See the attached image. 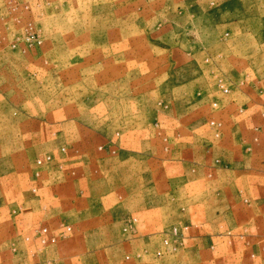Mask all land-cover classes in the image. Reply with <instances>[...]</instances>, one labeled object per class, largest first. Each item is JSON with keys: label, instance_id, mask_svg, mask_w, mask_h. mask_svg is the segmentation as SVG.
Here are the masks:
<instances>
[{"label": "rangeland", "instance_id": "obj_1", "mask_svg": "<svg viewBox=\"0 0 264 264\" xmlns=\"http://www.w3.org/2000/svg\"><path fill=\"white\" fill-rule=\"evenodd\" d=\"M79 254L264 264V0H0V264Z\"/></svg>", "mask_w": 264, "mask_h": 264}, {"label": "crops", "instance_id": "obj_2", "mask_svg": "<svg viewBox=\"0 0 264 264\" xmlns=\"http://www.w3.org/2000/svg\"><path fill=\"white\" fill-rule=\"evenodd\" d=\"M115 166H116V164L115 165H111V169L114 167L115 168ZM82 174V173H81ZM131 175H132V172H131ZM81 177V176H80ZM80 177H79V179H77L76 181H80V182H85L86 181V178H84V179H80ZM83 177V176H82ZM81 177V178H82ZM89 194V193H88ZM89 196V195H88ZM127 197V196H126ZM88 201L89 202H91V201H95V199H89L88 198V200H87V202L85 203V204H83V207H85L86 209H87V204H88ZM120 203L121 202H116L115 204V208H119V206H120ZM89 206V205H88ZM117 209H116V211H117ZM88 210V209H87ZM117 212H113V213H111V218H113L115 215L114 214H116ZM84 214H86V212L84 213ZM116 217V216H115ZM125 218V217H124ZM99 219H100V216H99ZM107 223V222H106ZM110 223L111 222H109V223H107L108 225H103L104 227H107V228H110ZM102 224L99 222V223H92V222H90V223H83V229H85V230H89V231H97V230H100L102 227ZM138 225L137 224H135V226H134V228H135V232H137V229H138V227H137ZM195 246H197V244H195ZM85 255H81L80 256V254L78 255V257H69V256H67V257H65V258H61V259H59L58 260V262H59V264H85L84 263V260H85V257H84ZM100 264V263H99ZM114 264H120L119 262H115ZM205 264V263H204Z\"/></svg>", "mask_w": 264, "mask_h": 264}, {"label": "built area", "instance_id": "obj_3", "mask_svg": "<svg viewBox=\"0 0 264 264\" xmlns=\"http://www.w3.org/2000/svg\"><path fill=\"white\" fill-rule=\"evenodd\" d=\"M214 123V122H212ZM51 162V158L49 155H44L40 158H37L35 160V164L37 166H42L44 164H47ZM33 191H35V189L33 188ZM247 201V200H246ZM66 230H70V226H66ZM38 239H39V244L41 246H45L47 244H53L55 242V237L53 235H50L49 230L47 229V227H42L40 229L35 230ZM174 234L178 235L179 231L178 229H174ZM26 240H28V237H26ZM166 243H168V241H166Z\"/></svg>", "mask_w": 264, "mask_h": 264}]
</instances>
